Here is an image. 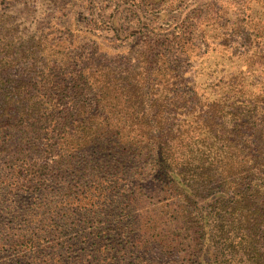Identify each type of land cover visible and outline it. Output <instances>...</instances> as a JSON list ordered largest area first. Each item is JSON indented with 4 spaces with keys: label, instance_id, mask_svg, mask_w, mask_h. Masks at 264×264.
Masks as SVG:
<instances>
[{
    "label": "trees",
    "instance_id": "obj_1",
    "mask_svg": "<svg viewBox=\"0 0 264 264\" xmlns=\"http://www.w3.org/2000/svg\"><path fill=\"white\" fill-rule=\"evenodd\" d=\"M245 25L217 39L247 68L200 86L188 52L210 44L174 31L116 60L1 39L0 215L93 264H264V32Z\"/></svg>",
    "mask_w": 264,
    "mask_h": 264
},
{
    "label": "rangeland",
    "instance_id": "obj_2",
    "mask_svg": "<svg viewBox=\"0 0 264 264\" xmlns=\"http://www.w3.org/2000/svg\"><path fill=\"white\" fill-rule=\"evenodd\" d=\"M232 1L0 0V40L3 43L14 41L17 47L31 38L35 42L41 40L42 45L59 40L64 45L72 42L74 46H93L99 55L116 60L135 56L143 50V42H161L165 34L174 31L190 44L199 47L203 46L202 41L210 44L208 52L202 56L197 50L189 51V68L184 64L182 69L188 68L186 76L200 86L210 79L211 71L216 70L212 77L215 78L222 75L223 67L226 69L224 75L237 68H247L238 57L229 61L230 51H224L219 45L217 38L224 37L227 29L236 28L239 22L243 26L247 24L255 34L264 32L263 0H253L245 5ZM203 31L206 36L201 39ZM198 89L202 92L200 87ZM42 231L27 234L23 225L0 215V264H17L19 256L30 255L32 246H36L38 254L35 257L39 258V262L35 259L32 264H53L51 258L58 254L62 245L66 247L64 264H93L89 260L90 242L84 250V246L71 247L72 235L54 234V237L52 233L48 237ZM18 239V244L24 245L15 247L13 240ZM31 260L32 257L26 258L20 264ZM174 263L184 264V255Z\"/></svg>",
    "mask_w": 264,
    "mask_h": 264
}]
</instances>
